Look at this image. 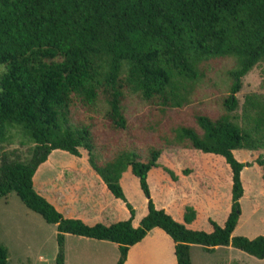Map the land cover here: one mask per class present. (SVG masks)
<instances>
[{
  "label": "trees",
  "instance_id": "16d2710c",
  "mask_svg": "<svg viewBox=\"0 0 264 264\" xmlns=\"http://www.w3.org/2000/svg\"><path fill=\"white\" fill-rule=\"evenodd\" d=\"M221 58L234 62L223 111H196L191 124L158 131L161 144L141 146L125 100L134 97L161 114L181 108L204 77L205 63ZM261 61L264 0H0V143L17 130L33 144L27 160L1 156L0 197L15 192L29 210L56 226V264H64L66 233L115 243L116 264H124L129 248L153 228L172 240L176 264H191V244L207 251L232 246L263 259L264 234H233L246 193L245 167L258 168L264 185V95L246 94L239 112L236 96L242 78ZM54 150L84 159L100 180L80 167H65L53 183L35 189V173ZM197 152L219 161L230 201L221 223L208 217L209 230L185 225H197L201 212L196 203L171 199L183 222L160 207L150 182L157 172L159 187L179 194V189L191 190L179 187L182 179L197 178L204 197L215 198L209 179L198 177L192 158ZM184 156L193 162L180 164ZM127 167L147 202L136 227L135 210L119 183ZM101 182L124 202L127 219L107 216L89 225L65 217L43 195H53L60 185L66 202L86 188L105 200ZM77 212L89 215L91 209L84 204ZM7 258L0 243V264Z\"/></svg>",
  "mask_w": 264,
  "mask_h": 264
},
{
  "label": "rangeland",
  "instance_id": "374dc122",
  "mask_svg": "<svg viewBox=\"0 0 264 264\" xmlns=\"http://www.w3.org/2000/svg\"><path fill=\"white\" fill-rule=\"evenodd\" d=\"M233 66V60L226 58L205 63L204 77L192 86L189 101L181 108L169 109L164 114L142 104L134 97L127 98L126 116L131 131L140 138V145L152 142L161 144L157 138L158 131L166 132L170 127L179 124H191L196 111L211 115L221 113L223 111L221 100L229 93L228 71ZM251 92L264 95V61L256 64L242 78L241 90L236 94L240 105L238 112L245 95ZM10 135L6 142L0 143V158L5 154L9 159L27 160L31 156L33 144L28 142L20 131L11 130ZM196 154L192 158L194 164L199 166L198 177L209 179L211 190L215 193L212 201L204 197L206 193L197 185V178L182 179L179 187L186 186L191 190L189 193H180L183 191L179 189L176 191L179 194L171 191L170 187L166 189L164 186L162 190L159 187L162 182L157 172L151 175L150 182L153 198L159 203L167 202L170 196L172 200L173 197L177 200L175 203H196L201 212L196 226L203 229L208 217L216 221L224 217L230 201L224 183L225 173L219 161L205 159L202 152ZM242 157L248 160L244 152ZM193 161L184 156L179 163L190 164ZM208 161L209 163H206ZM162 162L173 164L176 168L174 163L166 162L165 159ZM202 164L204 167H201ZM81 166L88 167L87 161L69 152L54 150L49 155L47 163L42 164L35 173L34 188L37 189L42 183L50 181L65 167L75 169ZM211 172H215L213 176L210 175ZM243 177L246 193L240 200L241 215L233 234L253 238L264 234V185L256 167L246 166ZM119 183L135 210L133 225H138L147 210L146 198L140 189L138 179L127 167ZM67 203H71L68 197ZM105 206L112 215L121 218L127 216L125 213L128 211L124 203L113 198L111 194ZM56 234V226L47 224L38 213L29 210L15 192L0 197V243L7 248V264H56L59 249ZM145 237L141 244L131 246L126 259L127 264H174L171 242L165 233L153 228ZM215 248L207 251L200 245L191 244L189 248L191 264H264V258H256L232 246ZM63 255L64 264H116L120 253L117 245L112 242L65 234Z\"/></svg>",
  "mask_w": 264,
  "mask_h": 264
},
{
  "label": "crops",
  "instance_id": "0c3cea01",
  "mask_svg": "<svg viewBox=\"0 0 264 264\" xmlns=\"http://www.w3.org/2000/svg\"><path fill=\"white\" fill-rule=\"evenodd\" d=\"M80 168H81V170L83 172L86 173V175L88 174L89 176H93V178L95 180L96 179H99V177L89 168V166L88 167H82L81 166ZM62 170H60L50 181H47V182L42 183L37 189H39L40 187H43V186H45L47 184L53 183L56 180V178H58L61 175ZM101 185H102V189L105 191V200H101L99 197H96L90 189H87L86 188L85 190L80 191L79 193H74L75 195H74V197H72V198H74L73 201H72V203H67L65 201V199L63 198L65 196H63L64 194H63V192L60 189L62 186H60V185L58 186L59 188H57V190L54 192L53 195H49V193L48 194L43 193V195L51 203H53L56 206V208L59 211H61V213L65 217H72V216L78 217V218L82 219L85 223H87L89 225H92V224H94L96 222L102 221L103 219L107 218V216L110 218L111 221L112 220H124V219H127L129 217V211H128V209H127L128 213H125V214H127V216H125V218L118 217L117 215H112V213L108 210L107 206H105V205L109 201V195L110 194H109V192H106L104 183H102ZM69 196H71V195H69ZM171 199L172 198L168 199L167 202H160V203L157 202V201H155V202H157V204L160 207L165 208L166 211L168 213H170L176 220H178L180 222H183V220L181 219V217L178 214H176V212L174 211V205H172L173 203H172V200ZM118 200H120V199H118ZM209 200L212 201L213 198L211 197V198H209ZM122 203H124V202L122 201ZM84 204H87L88 207L91 209V213L89 215H85V214H82V213H78L77 212L78 209L82 205H84ZM170 205H172V206H170ZM124 206H125V204H124ZM96 208H99V210L96 209ZM146 208H147V202H146ZM146 213H147V210H146ZM208 216H210V215H207V217ZM224 218H225V215H224V217H222L221 220H218L217 222L221 223L224 220ZM133 220H132V225H133ZM139 222H140V220H139ZM138 225H139V223H138ZM138 225L136 224V225H133V226L136 227ZM185 225L187 227H189V228H197L195 222L190 223V224L185 223ZM203 226H204V229H206V230H209V228H210L208 222H206L205 225H203ZM154 229H158V231H160L161 233H164L159 228H154ZM67 234L68 233H66V235ZM145 239H146V237H144L140 242L136 243V245L141 244L143 241H145ZM169 240L171 242V250H172L173 256H174L173 242H172V240L170 238H169ZM219 247H226V246H216L215 249H217ZM130 248H129L128 252L130 251ZM127 255H128V253H127ZM126 262L127 261L125 260L124 264H127ZM174 264H176V262H175V256H174Z\"/></svg>",
  "mask_w": 264,
  "mask_h": 264
}]
</instances>
